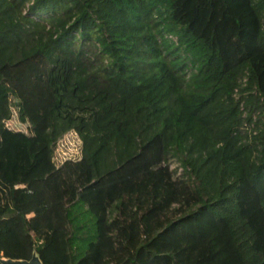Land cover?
Wrapping results in <instances>:
<instances>
[{
    "label": "trees",
    "instance_id": "1",
    "mask_svg": "<svg viewBox=\"0 0 264 264\" xmlns=\"http://www.w3.org/2000/svg\"><path fill=\"white\" fill-rule=\"evenodd\" d=\"M34 251L264 264V0H0V257Z\"/></svg>",
    "mask_w": 264,
    "mask_h": 264
},
{
    "label": "rangeland",
    "instance_id": "2",
    "mask_svg": "<svg viewBox=\"0 0 264 264\" xmlns=\"http://www.w3.org/2000/svg\"><path fill=\"white\" fill-rule=\"evenodd\" d=\"M15 119L19 118L16 117ZM10 123L13 127V123ZM21 124V127L26 130L30 131L31 129H33V126H31L32 123L30 124L28 121ZM74 139V137L67 136L60 141L58 145L60 157L64 156V154L66 153L75 154L78 152V142ZM175 166H177V164L173 163L172 167ZM154 195L155 191L152 189V186L150 184H143L136 187L134 191L129 192L126 198V206L124 209V215L126 219L128 221L132 220L140 211H143L146 207L152 205L156 200ZM137 264H163V262L160 259L154 260L153 257L147 255V257L144 258L142 256L139 257Z\"/></svg>",
    "mask_w": 264,
    "mask_h": 264
},
{
    "label": "water",
    "instance_id": "3",
    "mask_svg": "<svg viewBox=\"0 0 264 264\" xmlns=\"http://www.w3.org/2000/svg\"><path fill=\"white\" fill-rule=\"evenodd\" d=\"M0 262L2 264H45L36 251L33 252V255L30 259L0 257Z\"/></svg>",
    "mask_w": 264,
    "mask_h": 264
}]
</instances>
